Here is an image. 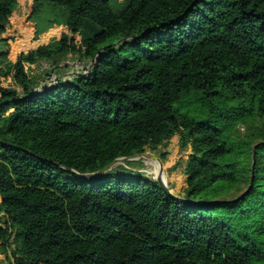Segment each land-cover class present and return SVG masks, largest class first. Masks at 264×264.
<instances>
[{"label":"trees","instance_id":"trees-1","mask_svg":"<svg viewBox=\"0 0 264 264\" xmlns=\"http://www.w3.org/2000/svg\"><path fill=\"white\" fill-rule=\"evenodd\" d=\"M17 8L0 0V36ZM33 10L32 20L54 15L46 28L34 20L36 39L60 31L16 63L0 40V141L13 145H0L1 254L14 264H264V127L239 137L234 124L251 109L264 121V0H125L118 10L36 0ZM70 54L96 64L46 90L28 73ZM196 103L205 118L184 112ZM176 134L192 149L183 200L137 162L80 176Z\"/></svg>","mask_w":264,"mask_h":264},{"label":"rangeland","instance_id":"rangeland-1","mask_svg":"<svg viewBox=\"0 0 264 264\" xmlns=\"http://www.w3.org/2000/svg\"><path fill=\"white\" fill-rule=\"evenodd\" d=\"M124 2L125 0H111V4L116 10L120 9L121 6L124 4ZM33 3L35 2L32 0L24 7L17 8V10L15 11V20L13 21V24L17 21H19L20 23L23 22L29 15L33 17L34 15ZM47 13L48 10L38 14L32 20V23L35 20L39 22L41 26L46 28L47 21L54 16L52 14L48 15ZM27 20L29 19H26V21ZM19 22L15 24L18 25L20 24ZM59 31L60 29L54 30L52 32L49 30L47 33L50 32L51 33L48 34L47 36L45 37L44 35L40 36L41 41L45 43L47 42L49 43V41L51 40L50 37L56 35L57 33H59ZM75 42L78 46H81L82 38L80 35L75 36ZM27 44H32V43H27ZM10 45H12L13 50H14V46L18 47V44L16 43ZM22 45L24 46L25 44L23 43L20 44L18 51L21 50ZM51 63L53 62L41 61L36 65L28 66L27 67L28 73L30 74V76L42 80V84L52 85L53 83H56L57 77H62V79L64 80L73 79L75 76H77V73H80L81 71L80 68L83 67L84 63H87V61H82L79 54H70L64 60L65 64H61L62 68H59L57 70V73L55 74H52ZM184 112L187 113L192 118L200 120L206 117V112L208 113V109L202 106L201 104L196 103L188 106V108L185 109ZM246 118L249 119L248 123H244L243 120H239L238 122L237 120L234 121L235 122L234 124H236L237 130L239 131V135H238L239 137L246 136L248 127H258V128L264 127V121L259 119L255 109H251L247 113ZM180 143H181V134H176L169 140V142L165 147H159L157 150L153 149L151 145L146 147L144 153L147 156L139 161H135L139 164L137 165V168L134 169V171L143 172L147 175V177L153 180H156L162 173L164 181L167 183L166 185L168 186L170 191L172 193H176L179 197L183 198L184 191L187 188V183H186L187 178L185 176L184 170L187 160L189 156L192 154V149L191 147H189L183 150L180 147ZM151 156H157L162 160L163 172L160 163L152 159ZM140 165L143 166L141 170L139 169ZM118 167H123L124 169H126L124 164H121ZM0 260L2 261L3 264H14L11 252L9 253V256L5 254H1L0 252Z\"/></svg>","mask_w":264,"mask_h":264},{"label":"crops","instance_id":"crops-1","mask_svg":"<svg viewBox=\"0 0 264 264\" xmlns=\"http://www.w3.org/2000/svg\"><path fill=\"white\" fill-rule=\"evenodd\" d=\"M32 0H18V8L20 7H24L26 4L30 3ZM34 2L36 0H33ZM34 4V3H33ZM31 18V19H30ZM26 19H29L26 21ZM23 22H19L20 24L16 25L17 22H15L14 24L12 23L11 25H9L7 27L6 33L3 36H0V40H7L9 42V44H18V47L14 46V50H12V53L10 55V59L13 63H16L19 59V57L23 54H28L32 51H35L41 47L44 46H48L49 43H45L41 41V38H35V34H36V28H37V24L36 23H32V17L29 15ZM78 40V39H77ZM19 41V42H18ZM27 44V43H32L35 44L37 43L38 45L35 46L34 48L28 50V51H20L19 53H16V51L19 49L20 44ZM14 54V55H13ZM14 56V58H13ZM61 64H65L64 61ZM60 64V65H61ZM86 64L88 65L89 63H84L83 67L80 68V73L84 72V67H86ZM51 69H53L56 65L53 63H51ZM166 183V182H165ZM167 184V183H166ZM2 199L0 197V203H1ZM0 247H1V242H0Z\"/></svg>","mask_w":264,"mask_h":264},{"label":"water","instance_id":"water-1","mask_svg":"<svg viewBox=\"0 0 264 264\" xmlns=\"http://www.w3.org/2000/svg\"><path fill=\"white\" fill-rule=\"evenodd\" d=\"M54 64L56 65L53 69H52V74H55L57 73V70L59 68H62V65L60 64H57V61L54 62ZM96 64V61H92L91 63H89L86 67H84V72L82 73H77V75H83V76H86L87 73H89L92 68L95 66ZM60 80H64L62 79V77H57V80H56V83H53L52 85H49V84H42V88L44 90H46L47 88H49L50 86H53L55 84H57ZM0 145H3V146H6V147H13V145L11 144H8V143H5V142H2L0 141ZM256 147H254V160H255V152H256ZM147 155L145 153L143 154H139V155H136V156H133V157H130V158H120V159H117L115 160L110 166H108L107 168H105L104 170L98 172V173H94V174H88V175H80L81 177L85 178V179H91V178H101L103 177L106 173L112 171L115 167L121 165V164H124L126 165V163L128 162H135V161H139L141 160L142 158L146 157ZM152 159L158 161L160 163V166H161V169H162V172H163V162L160 158H158L157 156H151ZM255 163V161H254ZM159 183L160 187L171 197L175 198V199H178V200H183V198L179 197L176 193H172L170 191V189L168 188V186L166 185L165 181H164V178L162 176V173L161 175L155 180ZM251 188V187H250ZM246 194V193H245Z\"/></svg>","mask_w":264,"mask_h":264},{"label":"bare ground","instance_id":"bare-ground-1","mask_svg":"<svg viewBox=\"0 0 264 264\" xmlns=\"http://www.w3.org/2000/svg\"><path fill=\"white\" fill-rule=\"evenodd\" d=\"M157 165V164H156Z\"/></svg>","mask_w":264,"mask_h":264}]
</instances>
